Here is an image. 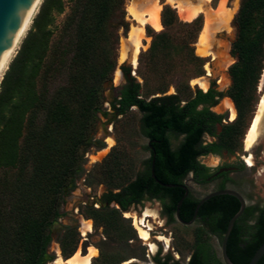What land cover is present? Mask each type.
I'll return each instance as SVG.
<instances>
[{
    "label": "trees",
    "instance_id": "trees-1",
    "mask_svg": "<svg viewBox=\"0 0 264 264\" xmlns=\"http://www.w3.org/2000/svg\"><path fill=\"white\" fill-rule=\"evenodd\" d=\"M72 2L62 26L63 37L54 45L51 25L54 13L63 12L64 1L42 0L0 82V264H43L50 226L60 216L59 202L73 187L75 175L83 170L79 161L91 145H102L101 140L92 139L90 129L96 122L102 85L110 79L116 64L107 43L111 35L109 21L116 18L117 10L121 18L118 25L126 29L121 8L124 0ZM199 17L182 21L174 8L164 4L160 14L163 30L149 33L152 39L145 51L148 59L168 54L173 47V32L185 27L188 32L182 41L196 67L193 75H202L201 57L190 47L200 29ZM234 23L237 32L231 54L236 61L228 69L231 84L225 94L233 101L237 116L222 126L216 142L204 144L203 136L215 135L216 124L221 122L222 115L210 110L222 96L221 91H192L186 82L175 85L174 93L166 94V86H157L144 96L133 77L121 88L115 99L117 113L123 114L132 106L141 112L140 128L148 140L149 155L133 178L125 174L123 183L108 186L102 195L105 205L85 207V216L92 219L95 228H102L106 238L120 240L122 228L129 229L136 238L130 218L123 212L147 198H158L163 213L169 221H175L184 179L192 173L194 180L200 182L208 171L197 157L219 147H240L245 117L252 111L251 102L264 65V0H240ZM121 69L124 75L130 72L128 67ZM61 71L65 73V83L51 89L52 80ZM143 78L145 83L144 75ZM170 134L181 137L175 148L171 146ZM121 167L117 157L105 165L110 181L121 178ZM152 168L159 181L175 185L159 184L151 175ZM198 201L190 194L185 196L179 207L180 218L191 219ZM111 202L118 207H109ZM217 215H213L209 231L199 225L186 264H224L203 237L207 232L225 231L226 221L222 228L215 226ZM248 235L243 246L230 237L227 240V254L235 264H248L264 240L262 223ZM76 243V231L67 225L60 239L65 257L71 256ZM99 251L95 259H100V264H119L124 260H114L101 247ZM128 264L180 263L169 254L156 253L150 263ZM256 264H264V254Z\"/></svg>",
    "mask_w": 264,
    "mask_h": 264
},
{
    "label": "rangeland",
    "instance_id": "rangeland-1",
    "mask_svg": "<svg viewBox=\"0 0 264 264\" xmlns=\"http://www.w3.org/2000/svg\"><path fill=\"white\" fill-rule=\"evenodd\" d=\"M63 1L64 10L61 13H54V20L51 25V41L54 45L59 41V38L62 39L63 37L61 31L64 19L70 11L73 3L72 0ZM41 2L33 14V17L38 12ZM189 2L196 3L197 0H189ZM154 3L160 4L162 8L164 4L170 5L176 10L177 15L179 16L173 3H167L166 0H124L121 8L124 11L122 18L124 21L123 23H125L124 25H126V29H124L122 25H118V23H120L119 20L121 19L117 15L119 14V10L116 12V18L113 17L109 21L108 32L111 35L107 47L110 48L111 56L115 59L116 64L110 74V79L106 80L102 85V99L95 113L96 122H94L95 125L93 128L90 129V136L92 139L101 140L102 145L100 147L95 144L91 145L88 150L83 153L82 160L79 161L83 170L80 174L75 175L73 187L59 202L60 216L50 226V242L46 248V258L43 264H54L58 255L62 258H67L63 255L60 248V239L64 234L65 225L73 227L76 231L77 243L71 255H73L78 249L82 252H87V248L92 245L96 246L98 249V253L95 257L99 255V247H101L105 252L111 254L114 260L121 258L128 260L126 264L130 262L150 263L152 262V257L156 253H159L160 256L169 254L173 259L178 260L181 264H185L193 250L195 234L199 229V223L194 222L189 225H183L177 220L169 221L160 210L158 201L154 199H144L140 205L132 206L128 211L130 214H136L137 216H140L145 209H149L151 212L155 213V215L148 217L147 219L153 228L151 231V240L157 245L156 250L152 253L148 251V246L145 241L138 236V232L130 215L126 217H130V224L135 230L136 238L132 237V232L129 229L122 228V238L120 240H112L104 236L102 228H95L92 219L87 218L84 214L85 207L88 203L97 198L103 201L101 195L106 191L108 186H111L114 183H123V177H125V174H128L127 177L133 178L135 171L142 169V160L149 155L147 149L148 140L142 134L140 128L141 112L133 106L125 113L117 114L116 111H113L109 107V103H112L114 99L118 97L122 85L126 84L129 77H133L135 81L140 84V91L144 96H147V94L152 92L157 86H166V94L174 93L176 91L175 85L181 86L182 83L186 82L189 83L192 91H195L196 89L204 91V89L199 87L193 79L205 77V80L207 81V89L209 87H214L223 94V97L220 98L217 105L212 107V110L226 116H229L227 105L234 110L233 103L231 99L225 95V92L231 84L228 69L230 65L236 61V57L231 54V43L236 37L237 29L234 23V16L239 8L240 0H208L204 2L203 9L198 13L200 16V31L205 20L206 12L216 11L222 4L231 12V20L228 27L220 26L211 29L206 43V48L208 50L206 55H200L195 51L199 31L196 40L190 44L194 54L201 57L203 74L199 76L193 75L196 67L188 56V46L183 44L182 41L188 32V28L185 27L175 29L173 32V47L168 54L150 61L145 53L150 46L152 39V36L149 35V33L151 34L153 32L161 31L163 30V27L156 30L151 25L144 24L142 45L137 54L136 64H131L132 50L129 47L127 48L128 50H126L128 51V56L124 60L118 59L119 53L123 48V40L127 37L130 28L137 24V21L134 20L128 12L129 6L136 4L141 11L146 10ZM179 18L182 21H189L184 17L182 18L179 16ZM32 19L15 51L9 58L8 64L16 55L23 37L30 29ZM122 66L130 68L128 75L122 73ZM6 67H8V65ZM116 69H119L120 71V78L119 80L114 81V73ZM208 71L210 72L209 74ZM143 75L146 79L145 83ZM2 76L0 77V82ZM65 81V73L61 71L52 80L51 89L59 84L65 83ZM263 92L264 65L257 82L256 94L251 102L250 108L252 111H250L245 117V125L243 127L244 132L250 122L249 120H251L250 118H252L251 116L255 113L258 104L257 99H259ZM234 113L233 119L236 117L235 110ZM217 129H220V125L217 126ZM169 137L171 140V146L175 148L181 140V137H176L173 134H170ZM108 138L113 141L111 146L108 144ZM237 150L238 154H245L243 147L241 150L239 148ZM249 152H251L253 156V165L248 166L242 161L238 163L239 169L230 172L229 175L240 192L247 195L250 199H264V135L258 139ZM116 157L120 160L122 166L119 170L121 178L114 177L110 181L109 177L106 176L107 173L105 172L104 167L105 165L111 164ZM227 159L238 162L240 158L237 154H234L233 157ZM200 160L214 168L219 162L215 155H208L200 158ZM1 175L2 173H0V176ZM184 183L189 188L191 195L196 198L201 197L205 192L212 189L213 186L212 183L204 185L194 182L191 179V174L187 176ZM114 206L116 207L112 202L109 204V207ZM83 220H91L92 224V230L85 234L82 232V227L85 226ZM158 235H162L169 239L168 246H166L163 240L157 239ZM203 237L211 243L216 254L220 256V241L208 233H204ZM141 245L143 248H141ZM95 257H93L92 262L100 264V259H95ZM122 261L119 264H121Z\"/></svg>",
    "mask_w": 264,
    "mask_h": 264
},
{
    "label": "bare ground",
    "instance_id": "bare-ground-1",
    "mask_svg": "<svg viewBox=\"0 0 264 264\" xmlns=\"http://www.w3.org/2000/svg\"><path fill=\"white\" fill-rule=\"evenodd\" d=\"M205 1L208 0H197L196 3H190L189 0H166L167 3H173L180 17L187 18L189 21L199 15L198 13L203 9V4ZM40 2L41 0H36L34 2L26 26L17 34L13 46L10 47L9 58L15 51L21 37L23 36L29 23L31 22L33 14L35 13ZM138 7L139 6L135 4V5H130L128 8L129 14L133 17L134 20L137 21V24L133 25L128 31L127 37L123 40V48L120 51L118 58L119 60H124L128 56L127 55L128 51L126 50H128L127 48L129 47L132 50L131 64L132 63L136 64L137 54L142 45V35L144 33L143 25L149 24L156 30L163 27L160 19V12L162 8L160 4L154 3L146 10H141V11ZM230 20H231V12L230 10L226 9L223 6V4L216 11L206 12L204 23L202 24L201 30L199 31L197 37L198 39L197 47L195 49L196 53L200 55H206L208 53V50L206 48V43L208 36L211 32V29L220 26L228 27ZM9 58L7 59V61L0 70V77L2 76L4 70L7 68L6 66L8 65ZM209 73L210 72L208 71V74ZM114 75H115L114 81L119 80L120 78L119 69L115 70ZM193 81L202 89L204 90L207 89V81L205 80V77L204 78L198 77L193 79ZM230 111H231L230 117L232 119L235 114L232 107ZM263 135H264V92L259 97L255 113L252 116L246 128L243 138L244 149L246 151H250L254 147L258 139ZM108 144L109 146L113 144V141L109 138H108ZM244 159L248 166H252L253 161L251 154L245 155ZM124 215L125 216L130 215L132 217V221L138 232V236L145 241V243L148 246V251L151 253L154 252L156 250L157 245L151 240L152 238L151 231L153 228L151 224L147 221V219L148 217L155 215V213L151 212L149 209H145L140 216H137L136 214H130L129 212H125ZM83 223L85 224V226L83 225L84 227H82L83 234L92 230L91 220H83ZM157 239L163 240L166 246H168L169 243L168 238L162 235H158ZM97 253H98V249L96 248V246L91 245L87 248V252H82L80 251V249H78L73 255L67 258H62L61 256L58 255L57 259L54 261V264H92V259L97 255ZM127 262L128 260L123 261L121 264H125Z\"/></svg>",
    "mask_w": 264,
    "mask_h": 264
},
{
    "label": "flooded vegetation",
    "instance_id": "flooded-vegetation-1",
    "mask_svg": "<svg viewBox=\"0 0 264 264\" xmlns=\"http://www.w3.org/2000/svg\"><path fill=\"white\" fill-rule=\"evenodd\" d=\"M122 87H123V85H122ZM209 88L215 89L214 87H209ZM207 90H204V91H207ZM119 94H120V92H119ZM118 97H119V95H118ZM221 97H223V94H222ZM227 97H229V96H227ZM220 98L218 99V102H219ZM113 103H115V99H114V101L112 103H109V107L113 111H116V113H117L118 111H117L116 107L118 106V104L115 103V105H113ZM232 103H233V101H232ZM215 105H217V104H215ZM215 105H213V106H215ZM213 106L210 107V110L211 111H213L212 110V107ZM233 106H234V103H233ZM227 107H228V110H229V116H226V115H224L222 113H217V112L213 111L216 114H221L222 115V119H221V122L220 123H217L216 124L215 135L205 134L203 136V143L204 144L216 142L217 141V138H218L217 136L220 134V132L222 130V126L227 125V124H229V123H231V122H233L235 120L236 117L234 119L233 118L231 119V117H230V114H231L230 109H231V107L230 106H227ZM234 110L236 111L235 106H234ZM253 113H254V111H253ZM236 116H237V112H236ZM218 125H220V129L219 130L217 129V126ZM243 136H244V134H243ZM243 136H242V138L240 140V147H239V149L241 150L242 147H243V151L245 152V154H242V155L238 154L237 153V151H238L237 149L229 150L226 147H219L217 151L208 152L206 154H201V155H199L197 157V160L201 164H203L205 167L208 168V171H207L206 175L204 176L203 180H201L200 182H197V181L194 180L193 174L192 173H189V174H191V179L194 182H196V183L204 184V185L205 184H208V183H212L213 184L212 189H210L209 191L205 192L201 197L198 198V200L201 199V198H203V197H205L206 195H208L210 193H213L215 191L222 190V189H232V190H235V191H237L242 196V198L245 201L244 210L241 213V215L234 222L233 227L231 229V232L229 234L230 240L234 239L241 246H243V245H245L247 243V238H249L248 232L254 230L255 228H257L259 226V223H262V227L264 228V199H255V200L250 199L247 195H245L244 193L240 192V190L236 187L235 183L232 181L231 176L229 175L230 172L236 171V170L239 169L238 163H240L242 161L245 162V159H244V156L245 155L251 154V152L246 151L244 149V145L242 144ZM147 144H149V143H147ZM234 154H237L239 156L240 159H239L238 162L237 161H230V160L227 159L229 157H233ZM208 155H212V156L215 155L218 158L219 162H218V164L216 165L215 168L212 167V166H210V165H208V164H206V163H204V162H202L200 160V158H203V157L208 156ZM251 156H252V154H251ZM252 161H253V158H252ZM245 164H246V162H245ZM187 176H186V178H187ZM184 185H186V184L184 183ZM188 194L191 195V193L189 192V188H188ZM152 199L158 201V203L160 205V210L163 213V208H162L161 201L158 198H152ZM92 200H94V199H92ZM112 203H114V202H112ZM105 204H106V202H104V204H103V201H101V199H98L97 198L94 201H91L90 203H88L87 206H93L95 208H98V207H100L102 205H105ZM114 204L116 205V207H118V205L116 203H114ZM239 206H240V201L234 195H231V194H217V195L211 196L208 199H206L200 205V207H201L200 208V213L201 214H200V218H199V225L203 229H205L206 231H209L210 227L212 226L211 225L212 224L211 221H213V215L216 214V213H218V215H217L218 221H216L215 226L217 228H222L223 225H224V223H225V221H226V226H227L228 220L239 209ZM128 211H124L123 212V215H124L125 212H128ZM228 214H231V216L230 217H227ZM215 218H216V216H215ZM196 219H197V217L195 218L194 222H197ZM185 221H188V220H185ZM183 225H186V224H183ZM66 226L67 225H65V227ZM225 229H226V227H225ZM224 232L222 234H214L212 232H207V233L209 235H211V236H214L215 239L219 240L220 241V246H221V242H222V238H223ZM188 260H189V257H188ZM123 261H126V260H123ZM92 264H93V262H92Z\"/></svg>",
    "mask_w": 264,
    "mask_h": 264
},
{
    "label": "water",
    "instance_id": "water-1",
    "mask_svg": "<svg viewBox=\"0 0 264 264\" xmlns=\"http://www.w3.org/2000/svg\"><path fill=\"white\" fill-rule=\"evenodd\" d=\"M36 0H0V70L9 58L10 47L13 46L17 34L26 26L27 20L29 18L31 9ZM152 177L161 185L166 187L174 186L175 184L163 183L159 181L151 169ZM184 189L182 197L178 200L176 204V219L186 225L192 224L197 216L198 209L200 205L209 197L217 194H231L236 196L240 201L239 209L230 217L228 220L225 232L223 234L221 246H220V257L224 264H235L228 256L226 246L229 234L233 227L236 219L241 215L245 207V201L242 196L235 190L232 189H222L215 191L206 195L205 197L199 199L198 203L195 206L193 215L190 220L185 221L179 216V207L182 203V200L188 194V188L186 185H181ZM264 254V240L256 248L252 254L248 264H256L257 261Z\"/></svg>",
    "mask_w": 264,
    "mask_h": 264
}]
</instances>
